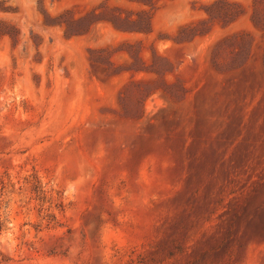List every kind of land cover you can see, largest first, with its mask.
I'll use <instances>...</instances> for the list:
<instances>
[{"label":"rangeland","instance_id":"374dc122","mask_svg":"<svg viewBox=\"0 0 264 264\" xmlns=\"http://www.w3.org/2000/svg\"><path fill=\"white\" fill-rule=\"evenodd\" d=\"M0 264H264V0H0Z\"/></svg>","mask_w":264,"mask_h":264}]
</instances>
